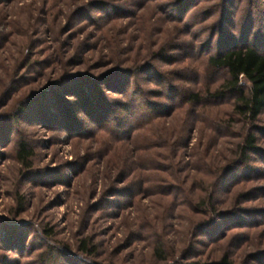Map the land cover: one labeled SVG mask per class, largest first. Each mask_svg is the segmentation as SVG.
Here are the masks:
<instances>
[{
	"label": "rangeland",
	"instance_id": "374dc122",
	"mask_svg": "<svg viewBox=\"0 0 264 264\" xmlns=\"http://www.w3.org/2000/svg\"><path fill=\"white\" fill-rule=\"evenodd\" d=\"M243 39L264 0H0V264H264V108L243 159L206 94Z\"/></svg>",
	"mask_w": 264,
	"mask_h": 264
},
{
	"label": "trees",
	"instance_id": "16d2710c",
	"mask_svg": "<svg viewBox=\"0 0 264 264\" xmlns=\"http://www.w3.org/2000/svg\"><path fill=\"white\" fill-rule=\"evenodd\" d=\"M242 42L239 44L226 42L218 48L217 52L206 55V61L210 66L216 69L222 68L226 73V76L215 87L206 88V94L212 98H219L225 93L233 94L232 112L239 115L249 125L236 146L241 155L240 158L246 159L250 151L257 148L255 146L256 134L253 130L254 122L264 108V51L250 42H245V39ZM243 78L247 85L242 82ZM202 95L198 89H190L186 91L183 99L188 103L198 102ZM22 106L24 104L20 105L24 108ZM17 141L16 158L25 166H29V159L33 152L32 146L28 145L24 139L19 138ZM158 246L155 245L154 253L161 256L162 253ZM78 247L86 252L93 251L87 245L86 238L80 239ZM222 260L225 261L224 256Z\"/></svg>",
	"mask_w": 264,
	"mask_h": 264
}]
</instances>
